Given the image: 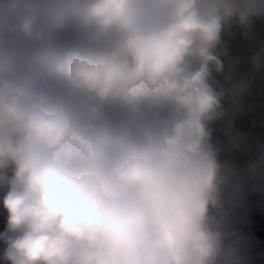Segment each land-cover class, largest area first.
Returning a JSON list of instances; mask_svg holds the SVG:
<instances>
[{"label":"clouds","instance_id":"1","mask_svg":"<svg viewBox=\"0 0 264 264\" xmlns=\"http://www.w3.org/2000/svg\"><path fill=\"white\" fill-rule=\"evenodd\" d=\"M257 21L264 0H0V262L249 264L264 143L235 128L230 42L264 73Z\"/></svg>","mask_w":264,"mask_h":264},{"label":"crops","instance_id":"2","mask_svg":"<svg viewBox=\"0 0 264 264\" xmlns=\"http://www.w3.org/2000/svg\"><path fill=\"white\" fill-rule=\"evenodd\" d=\"M254 31L258 39H264V29L258 28L254 25ZM230 47L233 54L239 55L243 58V63L240 65L239 72L247 73V76H252L253 82L248 94L244 98L245 111L243 114L236 116V128L243 133L249 135L250 138L264 140V117L257 123L252 124L250 116L256 113L253 106V100L256 97L257 91L264 90V73H252L250 64L247 62L250 55L249 45L240 37L239 33L230 42ZM258 200L264 202V195L257 193H250ZM249 264H264V247H255L254 243H248Z\"/></svg>","mask_w":264,"mask_h":264},{"label":"trees","instance_id":"3","mask_svg":"<svg viewBox=\"0 0 264 264\" xmlns=\"http://www.w3.org/2000/svg\"><path fill=\"white\" fill-rule=\"evenodd\" d=\"M255 26L264 29V22L257 21ZM234 124L236 128V118L234 120ZM215 128V137L223 141L225 139L223 129L219 125L215 126ZM256 140L264 143V140L249 137L248 143L251 146L250 152L254 150V142ZM230 155L233 159L243 163V160L238 153H231ZM233 222L234 226L237 227L247 238L248 243L255 244L252 248L264 247V202L258 200L252 194H249L245 197L241 204L234 209ZM4 226L5 215L2 209H0V231H3ZM0 264H2V262H0Z\"/></svg>","mask_w":264,"mask_h":264},{"label":"built area","instance_id":"4","mask_svg":"<svg viewBox=\"0 0 264 264\" xmlns=\"http://www.w3.org/2000/svg\"><path fill=\"white\" fill-rule=\"evenodd\" d=\"M243 74L247 76L246 72H244ZM253 106L256 110V113L250 116V121L252 122V124H257L264 117V90L260 89L257 91L256 97L253 100Z\"/></svg>","mask_w":264,"mask_h":264}]
</instances>
